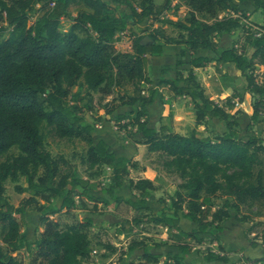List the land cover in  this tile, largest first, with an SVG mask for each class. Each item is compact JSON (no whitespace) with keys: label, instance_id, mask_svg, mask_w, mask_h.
<instances>
[{"label":"trees","instance_id":"obj_1","mask_svg":"<svg viewBox=\"0 0 264 264\" xmlns=\"http://www.w3.org/2000/svg\"><path fill=\"white\" fill-rule=\"evenodd\" d=\"M173 1L188 9L186 17L160 20ZM241 3L264 11V0H164L161 5H155L154 0H138L136 4L132 0H0V159L11 148L18 150L16 156L0 162V264H23L13 256L21 249L30 257L27 264H80L86 260L91 253L88 232L92 219L83 217L60 224L50 218L70 215L78 205L84 208V201L92 202L93 208L96 204L108 206L110 201L123 202L133 212L134 225L140 223L139 213L148 210L147 198L156 186L148 179H129V170L136 164L116 157L95 137L94 126L84 118V113L95 109L111 115L118 107L129 106V114L117 115L114 125L135 128L141 136L138 144L148 153L163 156L164 167L181 181L168 206L173 215L158 223L170 234L155 246L177 250L166 253L165 264H186L185 257L204 242V235L212 237L210 243L218 242L222 222L231 218L230 210L239 222L248 220L240 217L241 212L264 218V141L253 134L239 136L237 111L230 112L243 102L241 95L234 92L223 103H214L192 73L185 79L177 73L174 79L157 81V88L167 87L174 97L191 102L195 128L206 120H217L225 131L213 138L200 137L195 130L182 136L163 125L150 127L147 121V108L157 93V88L150 87V59L160 56L164 46H177L191 70L212 62L234 64L245 84L244 92L252 99L251 123H264V82L258 83L255 75L264 67V24L259 32H251L243 22L246 16ZM72 6L78 7L76 16L68 30L61 32L60 20L69 18ZM147 19L176 29L177 36L154 29L134 37L130 49L118 51L114 46L117 35L126 32L134 36L135 29ZM236 31L244 37L242 45L235 41L218 51L220 39ZM125 86H131L132 94L119 96L114 108L109 107L110 102L102 103L103 97ZM74 87H83L85 94L72 93ZM145 91L149 93L146 97ZM123 121L127 123L120 125ZM43 123L58 138L84 143L88 168L111 171L108 185L94 196L87 179L62 174L61 167L67 162L44 149ZM20 177L31 196L14 207L4 197V183H15ZM123 189L134 192V197L119 196L117 191ZM218 195L223 198L220 206L215 204ZM53 199L59 200L58 207L51 205ZM38 200L45 205H38ZM30 207L40 214L42 231L35 241L27 243L20 228ZM179 212L196 228L182 231ZM131 230L128 227L120 234L129 235ZM261 244L264 247V226ZM250 246H255L252 241ZM136 249H144V245L132 241L127 247L129 252ZM218 250H207L201 264H228L223 248ZM160 257L144 252L141 260L158 264ZM254 263L264 264V250L263 258Z\"/></svg>","mask_w":264,"mask_h":264},{"label":"rangeland","instance_id":"obj_2","mask_svg":"<svg viewBox=\"0 0 264 264\" xmlns=\"http://www.w3.org/2000/svg\"><path fill=\"white\" fill-rule=\"evenodd\" d=\"M132 1L133 4H136L138 0ZM163 2L164 0H154L155 5H161ZM177 5L178 2L173 1L170 5V9L167 10L162 15V17H160V20H183L187 15L188 9L181 4H179V6ZM176 6L178 7L177 9L175 8ZM122 9L123 7L119 8V10ZM77 11L78 7H70V16L69 18L60 20L59 31L65 32L68 30V28L73 23V18L76 16ZM246 23L257 29L260 27L248 19ZM0 26H3L1 22ZM154 29H162V31L170 37H176L178 34L176 29H173L167 25L153 22L151 19H147L135 29L134 36H131L127 33L126 37L122 39L123 42L117 45L116 49L118 51L130 49L131 42L134 37L147 35ZM243 38L244 37L241 32L236 31L227 38L230 41L228 44L229 46H232L233 42L238 41V43L242 45ZM250 50L251 49L249 48L248 53H250ZM203 52L206 53L205 50ZM203 52L202 54H204ZM170 66L173 67L177 65ZM217 66H214V70L209 68H206L208 70H197V72H195V76V74L192 73L193 70H188V68H182L181 66H179L180 71L177 69V67L170 69V67H168V65H164L163 61L161 60L156 62L155 70L149 67V77L152 81V86L154 87L156 86L157 81L164 79V77H162V73H164L168 68L169 71H173V74H171L172 77L170 79L176 78L177 73H181L184 79L188 77L190 73H192L196 77L197 82L203 87L205 92L209 88L211 89L213 85L215 86L216 75L219 76V73H221ZM255 75L258 83L264 82V67L258 69L255 72ZM238 81L240 82L239 84H244L242 79H239ZM228 85L230 88L229 96L234 92L238 93L237 90L233 88L234 86H237V83L233 78L229 80ZM76 91H79L82 95L85 94V89L83 87L72 88V93ZM92 94L95 98L99 97V94L97 93L92 92ZM131 94V86H125L122 88V90L114 91L110 96L103 97L102 103L104 104L106 102H110L109 107L114 108L117 105L116 100L119 96H129ZM143 95L145 97L147 96L146 91L143 92ZM213 102L217 104L223 103V101H220L219 99ZM234 102H237V98L234 99ZM251 102L252 99L249 100L248 97L243 99L241 104L235 106V109H238L236 110L237 112L234 110L231 114L236 112V118L238 119L236 130L238 131L240 137L244 138L249 134H253L262 139V137H264V123L259 122L252 124L249 118L242 116L244 113H248V115L252 114V108L250 105ZM130 109L131 108L129 106H120L111 115H105L102 110L97 111L95 109L92 113H84V118L87 122H90V124L94 126L95 137L104 141L108 145L109 151L114 153L116 157H126L130 159L132 163L136 164L135 168L129 170V179L136 181L138 178H150L157 190L147 198L148 210H144L139 213L138 216L140 218V223L137 225L132 224L131 218L133 216V212L130 211L128 206L123 202L115 203L110 201L108 206L96 204V208H93L94 204L92 202L84 201L85 207L82 208L80 205H78V209L70 212V215L59 214L58 216L50 217L51 219L53 218L59 220L60 224H66L71 222L73 219L79 220L83 217H90L92 219L93 224L88 232L91 253L89 257L86 260L81 261L80 264H113L117 262H121L123 264H144L141 260L144 252H149L154 255H161L158 260V264H165V256L168 251L177 253V250L173 247H157L162 241H165L170 234L166 228L162 227L158 223H161L165 216L173 215V212L169 210L168 206L170 205L171 197H173L174 193L177 191V186L181 181L175 173L164 167L163 163L166 161V159L163 156L154 153H148L145 146L138 144L141 136L136 132L135 128H118V126L114 125V121L116 119L115 117L125 113L129 114ZM181 120V127L183 128L182 131L185 135H188L192 130H195L200 137L213 138L217 135H220L218 133L220 131L219 126L222 125L224 127L223 123L213 120L209 123L205 121L203 126L195 128L194 116L193 118L189 117L187 112L183 113ZM124 123H127V121L121 122L120 125H123ZM158 127L159 126L155 124L154 128ZM40 132L43 136L44 149L52 157L61 156L67 162L65 167H61L62 174H68L71 177L76 176L82 179H87L90 184L91 194L94 196L97 194V191L108 185L111 171L106 167L95 168L93 170L88 168L85 161L87 146L84 143L76 139H61L56 137L52 132V129L47 127L45 123L41 125ZM17 154L18 150L13 147L0 159V162L5 161L10 157L16 156ZM4 187V197L6 198L7 202L14 207H18L22 200L31 196V193L27 190L26 182L23 177H20L15 183L11 182L10 180H6ZM16 187L19 190H17ZM117 194L122 196L124 199H132L135 195L134 192L128 189L118 190ZM222 201L223 198L218 195L215 200V204L220 206ZM38 205L45 204L38 200ZM51 205L53 207H58L59 200L53 199L51 201ZM230 213L231 218L229 219L227 225H229L230 228H235V224L239 223V221L234 218V211L230 210ZM182 214V212H179L177 214L178 218H183ZM39 216L40 214L36 212L33 207H30L25 211L26 222L20 228V235L27 243H32L35 241L42 231V226L39 223ZM240 217H248L247 222L253 223L252 225L254 226L252 230H254V234L261 233V229L263 228L264 224L257 225L259 222L253 220L251 215L248 216L244 212L240 213ZM127 223H129V225H127ZM181 225L182 229H190L189 227L192 229L196 228V225L188 219L183 220ZM128 227L132 229L129 235L120 234L122 231H128ZM258 235L256 237H261ZM211 238L212 237L209 235L202 236L204 242L196 246L195 249H192L185 257L184 262L186 264H198L200 259L202 262L203 256L207 250H212L215 253H219V242L217 244L210 243ZM253 239L247 237L249 245ZM132 241L141 243L144 245V249H136L132 252H129L127 247ZM0 244L2 245L1 235ZM223 251L224 252L222 254L229 259L228 264H243V259L236 256L239 252H241L236 247L230 246L227 248V251L224 249ZM13 256H15L16 259L21 261L23 264H27L30 258L25 249H21L20 251L14 253ZM213 264L221 263L214 262Z\"/></svg>","mask_w":264,"mask_h":264},{"label":"crops","instance_id":"obj_3","mask_svg":"<svg viewBox=\"0 0 264 264\" xmlns=\"http://www.w3.org/2000/svg\"><path fill=\"white\" fill-rule=\"evenodd\" d=\"M236 1L239 2V0ZM240 8L249 21L254 22L258 26H262L264 24L263 10H254V8L248 3H241ZM247 19H243V22L246 23ZM228 43H230V41L227 38L225 37L221 38L218 46V51L230 47ZM180 49L181 48L177 46H164L162 48V53L160 56L152 57L150 59V68L155 70L156 62L162 60L164 65H168L170 69H174L175 67L179 69V66H181L182 68H188V70H191V67L187 63V61L180 56ZM203 53L205 54V52ZM170 65H177V66L171 67ZM214 66L217 65L214 62H212L208 64V66L205 68L193 69L192 73H194L196 76L195 72H197V70L200 71L201 69H206V68L214 70L215 68ZM217 67L221 73H219V76L216 75L215 86L213 85L212 87L214 90L212 88L211 89L209 88L208 90L205 91V94L209 97V99L213 101H217L218 99L220 101H224L225 98L229 96V92H230L229 91L230 88L228 85L229 80L233 78L234 81H236L237 83V86H234L233 88H235V90H237V92L241 94V96H243V99L248 97L249 100H251L250 95L244 92L245 84L243 83L239 84L240 82L238 80L239 79L241 80V77L234 64L225 63V64H220ZM171 74H173V71H169L168 68L164 73H162V77H164V79H170L172 77ZM150 87L152 89L157 88V86L153 87L152 84L150 85ZM146 93L147 95L149 94L148 92ZM234 110L236 111L238 109H234ZM147 111H148L147 121L148 124L151 125L150 127L154 128L155 124H157L158 126L163 125L167 127V129L170 132H174L182 136H186L182 131L183 128L181 127V121H182L181 118L183 113L187 112L189 114V117L191 118H193L194 116L191 102L185 99L184 97H174L168 91L167 87L157 88V93L153 99V103L148 106ZM233 111H231L230 113H232ZM244 114L242 116H244L245 118H249L250 115H248V113H244ZM206 121L209 123L212 122L213 120H206ZM237 124H238V119H237ZM219 130L220 131L218 133L222 134L225 131V127L221 125L219 126ZM262 139H264V137H262ZM148 180L152 181L150 178ZM229 219L223 221L221 224L222 232L218 234L219 237L218 242L220 246L225 251H227V248L230 246H234L237 249H241V252H239L236 256L239 258H246L249 260V262L242 261L243 264H262V263H254V261L263 258L264 247L261 244V237H256L258 234H259L258 236H261L262 229H261V233L254 234L253 232L254 230L250 228L253 224L252 222L249 223L239 222L235 224V228L233 227L230 228L229 225H227ZM181 220L183 222L185 218H180V217L178 218L179 221L178 226L180 228L182 226ZM253 220L264 224V218H253ZM189 228L190 229L181 228V230L184 232H189L194 229V228L192 229L191 227ZM247 237L252 239L254 238L251 241L254 243L255 246L249 245ZM218 242L215 243L217 244ZM202 262L200 259L198 264H201ZM209 264H213V263H209Z\"/></svg>","mask_w":264,"mask_h":264},{"label":"built area","instance_id":"obj_4","mask_svg":"<svg viewBox=\"0 0 264 264\" xmlns=\"http://www.w3.org/2000/svg\"><path fill=\"white\" fill-rule=\"evenodd\" d=\"M246 24V27L251 31V32H259V28H255V27H252L251 25H248L247 23ZM127 33L126 32H122V33H119L116 37V42L114 44L115 48H117V45L121 44L123 42V38L126 37Z\"/></svg>","mask_w":264,"mask_h":264}]
</instances>
